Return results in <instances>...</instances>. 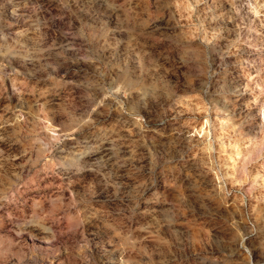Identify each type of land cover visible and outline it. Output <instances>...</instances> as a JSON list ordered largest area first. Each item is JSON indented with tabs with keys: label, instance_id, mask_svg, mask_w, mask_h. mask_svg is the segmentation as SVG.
<instances>
[{
	"label": "rangeland",
	"instance_id": "obj_1",
	"mask_svg": "<svg viewBox=\"0 0 264 264\" xmlns=\"http://www.w3.org/2000/svg\"><path fill=\"white\" fill-rule=\"evenodd\" d=\"M0 264H264V0H0Z\"/></svg>",
	"mask_w": 264,
	"mask_h": 264
}]
</instances>
